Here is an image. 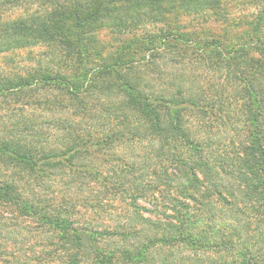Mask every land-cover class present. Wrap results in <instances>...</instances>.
Wrapping results in <instances>:
<instances>
[{
	"label": "trees",
	"instance_id": "1",
	"mask_svg": "<svg viewBox=\"0 0 264 264\" xmlns=\"http://www.w3.org/2000/svg\"><path fill=\"white\" fill-rule=\"evenodd\" d=\"M220 1L37 0L35 2L39 4L35 8L30 6L9 12L8 3L21 6L28 1L0 0L1 60L13 63L10 70H0V97H7L10 92L23 97L26 88L55 86L62 98L68 96L71 109L87 113L89 103L85 98L100 90L105 95H116L114 102L109 104L117 112L121 125L117 132L108 131L106 138L95 140L92 130L76 133L86 127L66 121L60 128L67 130L68 142L59 150L28 142L22 131L1 133L0 235L4 237L8 230L3 224L4 214L14 218H35L56 237L54 248L64 250L65 263L80 264L86 246H90L93 252L90 260L94 264H114L116 260L159 264L150 259V252L161 245L182 243L193 249L220 251L233 247V241L221 238L218 229L213 227L215 212L212 207L213 201L228 204L236 195L240 203L235 202L236 210L230 211L246 213L248 227L254 233L248 236V245L243 244L237 255L212 264H264V32L253 28L252 34L247 35L249 30H240L235 36L228 34L223 42L220 35H209L205 39L201 28L196 32L184 29L188 24L180 20L194 15L201 20L208 14H218ZM149 23L153 24V29L145 30L141 42L139 38L133 42L134 50L145 46L152 52L162 49L179 53L180 46L190 47L192 43L197 48L195 38H202L197 49L201 53H197L196 58L192 55L191 60L195 58L194 61L199 60L207 68L221 70L224 79L236 83V106L226 107V91H217L215 84L212 95L205 86H192L182 80H175L160 89L150 87L148 80L142 78L143 72L135 69L136 59L128 57L121 51L123 49L114 48L107 55L103 54L104 46L98 36L101 30L119 34L141 29ZM233 37L235 40L232 41ZM154 43L158 46L154 47ZM37 45L44 46V52L31 65L22 64L18 59L21 52ZM92 56H97L99 63L94 64ZM145 58L149 60V57ZM109 104L107 108L111 107ZM233 113L236 114V126L230 120ZM217 120L232 133V138L222 144L225 148L221 150L212 149L213 141L219 142V138L211 136V126ZM77 127L80 128L76 130ZM101 129L104 131L105 128ZM203 131L207 133L206 139L199 133ZM121 137L148 142L152 152H156L155 156L168 162L166 166L159 163L163 177L154 179L153 184L142 185L137 181L138 177L126 179L127 182L122 179L119 183H129L124 191L130 196L134 218L140 217L148 225L152 222L153 231L78 228L73 212L40 207L34 198L25 196L22 181L40 186L46 171L60 165H69L73 172L72 165L76 162L72 159L86 150L84 146L90 144L96 149H105L114 138ZM124 164L122 175L125 176L134 169L128 163ZM168 167L175 170L171 176L167 175ZM87 169L83 172L101 174L99 170L93 173ZM102 180L106 188L113 189L107 176L103 175ZM233 181L237 182L238 188H234ZM155 192L162 195L161 198L170 205L166 208L170 207L173 212L165 214L161 221L144 218L139 211L151 210L137 203L139 198L153 197ZM152 206L157 208L158 205ZM206 213L208 219L204 222L201 216ZM232 219L236 221L234 217ZM126 241L128 244L122 248L120 245ZM46 246L49 255L55 252L49 244ZM2 251L0 248V254L4 253Z\"/></svg>",
	"mask_w": 264,
	"mask_h": 264
},
{
	"label": "rangeland",
	"instance_id": "2",
	"mask_svg": "<svg viewBox=\"0 0 264 264\" xmlns=\"http://www.w3.org/2000/svg\"><path fill=\"white\" fill-rule=\"evenodd\" d=\"M26 1L28 2L21 6L8 3L9 12L30 6L35 8L40 2H35L37 0ZM219 12L218 14H208V17L201 20L197 19L195 15L188 16V18L181 17L180 20L185 25L188 24V27H184V29L189 28L194 30V32L200 30L201 33H204L205 39L209 38V35H220L223 42L229 37L228 34L235 36L240 30H249L246 33L247 35L252 34L253 28H259L262 33L264 32V0L256 2L254 0H221ZM153 27V24L149 23V25H144L141 29L125 30L119 34L101 30L98 36L101 40L100 43L104 46L102 49L103 54L107 55L114 48L123 49L121 51L125 52L128 57L136 59L138 63L135 69H140L143 72L142 78L148 80L150 87L160 89L169 86L175 80H182L192 86L201 84V86L208 88V94L212 95L213 84H215L214 89L218 88L217 91L219 89L226 91V107L228 105L232 107L236 106L237 95L234 90L236 83L233 80L224 79L225 74L221 70L207 68L199 60L194 61L198 57L197 53H201L197 49L200 46L198 44L203 40L202 38H195L197 48L192 43L190 47L180 46L178 48L180 49L179 53L168 50L162 51V49H156L152 52V50H148L145 46L134 50L132 46L133 42L138 38L141 42L145 38V30H152ZM233 40H235L234 37ZM154 45V47L158 46L156 43ZM182 45L186 44L182 43ZM44 50L45 47L39 45L27 48V50L21 52L22 54L19 55L18 59L22 64L31 65L37 57H40ZM150 51L152 52V56H150ZM192 55H196L193 60H191ZM145 57H149V60H146ZM96 58L97 56H92V60L95 61L94 64L99 63ZM1 59H3L2 55H0V70H10L9 68L13 63L4 62ZM141 59L145 60L140 61ZM67 75L72 74L71 72H67ZM93 92V96L85 92L86 95L87 93L89 94L85 98L89 103L87 113L71 109L68 105L70 103L68 96L66 95L62 98L59 88L55 86L54 88L46 89L38 87L26 88V91L23 92L25 93L23 97H16L10 92L7 97H0V135L1 133L10 134L13 131L16 133L22 131L23 136L26 137L28 142L31 141L35 145L45 149L56 148L59 150L68 142L67 130L61 129L60 126L64 122L70 121L72 123L77 122L79 126L86 127L81 130L78 129L81 126L77 127L76 133L84 134L88 130H92L94 132L93 137L96 138L95 140L106 138L108 131L114 130V132H117L121 128L118 121L120 118L117 116V112L114 111V107L109 104L114 102L116 95H105L100 90ZM61 102L63 103L62 105ZM101 103H103L102 107L100 106ZM108 104L111 106L110 108H107ZM229 109L232 108L229 107ZM230 118L236 126V114L233 113ZM217 121L211 126V136L219 138V142L213 141L212 149L219 148L221 150V148H225L222 144L232 138V133L230 130L227 131L221 120ZM102 127L105 128L104 131L101 129ZM199 133L201 136H204V139L207 138L205 137L207 133L204 131ZM88 145L84 146V149H86L84 152L78 154L75 159H72L76 162L72 165L74 168L73 172L70 171L69 165H60L61 167L50 168L46 171L47 174L43 177L44 181H41L42 185L40 186L28 183V180L22 181L21 185L24 186L25 196L34 198L40 207H56L59 211L68 210L71 213L73 212L74 219L77 222L75 224L78 228H90L91 230H102L105 228H120V230L122 228H128L129 230L144 229L146 233L153 231L155 227H153L152 222L148 225L140 217L138 219L134 218V208L130 204V196L124 191L125 187H129V183H119L122 179L124 181L138 177L137 181L142 185L153 184L154 179L158 180L160 177H163L159 163H164L166 166L168 162L158 158V155L155 156L156 152H152L150 144L146 141L140 143L135 140H125L121 137L114 138L112 142L104 147L105 149H100L99 147L96 149L94 145ZM155 150L157 149L155 148ZM124 163H128L134 169L131 172H127L125 176L122 175L125 170ZM87 168L93 173L99 170L101 174L92 175L91 173L83 172ZM95 169L96 171H94ZM173 172H175L174 168L168 167L167 175L171 176ZM5 173L7 174L8 171ZM79 173L82 175H79ZM103 175L109 178L114 185L113 189L105 187L102 180ZM13 176L16 177V175ZM120 176L121 179H119ZM18 182L20 183L19 180ZM233 185L235 186L234 188H238L236 181H233ZM153 195V197L147 195L146 198L141 197L137 200L139 205L151 210L142 209L139 212L144 218H150L152 221L155 219L161 221V218H164L165 214L171 215L173 212L170 207L166 208V206L170 205L164 201L163 197L161 198L162 195L160 196L158 192H155ZM239 200V196L236 197L235 195L234 199L228 204H224L223 201H213L214 207H212L215 212L213 220L215 225L213 227L216 230L218 229V235L221 238H230L234 243L233 247H226L225 251H220L212 248L205 250L193 249L182 243L161 245L155 247L150 252V259H153L154 262L157 261L156 263L159 264L169 261L175 262V264H212L225 258L228 259L231 255H237L239 248L243 244L244 246L248 245L246 243L248 242V236L254 233L248 227L246 213H232L230 211L231 209L236 210L234 205H238L240 203ZM235 202L237 203L235 204ZM155 203L158 205L157 208L152 206ZM207 215L208 213L201 216L204 222H207ZM2 216L6 217L3 224L6 225L8 230L6 229L4 237L0 235V248L4 252L0 254V264H68L67 262L65 263L62 257V251L64 250L60 251L57 250L58 248H54L57 240L56 237L52 236L40 221L35 218H14L10 217L9 214ZM218 235H216V239L220 242ZM48 236H52V238ZM244 239L246 240L245 242L243 241ZM48 244L49 248H54L55 250L51 255L45 249ZM126 244H128L127 241L123 242L120 246L123 248ZM90 248V246H86L85 257L82 262L80 261V264H94L90 260V257L93 256ZM83 253L84 250L81 254ZM114 264L133 263L116 260Z\"/></svg>",
	"mask_w": 264,
	"mask_h": 264
}]
</instances>
